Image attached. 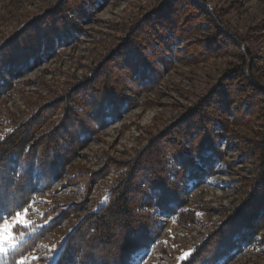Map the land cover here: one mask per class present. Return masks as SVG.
<instances>
[{
    "label": "trees",
    "instance_id": "16d2710c",
    "mask_svg": "<svg viewBox=\"0 0 264 264\" xmlns=\"http://www.w3.org/2000/svg\"><path fill=\"white\" fill-rule=\"evenodd\" d=\"M108 1L58 0L1 46L0 100L32 67L76 43L84 35L82 25L91 24L93 14ZM205 33H209L207 38L197 39ZM14 44L20 48L15 56ZM112 55L60 100L27 123L16 125L0 141V224L25 211L36 195L49 193L64 178L80 148L101 129L142 105L128 94L137 96L153 89L163 72L176 64L198 65L221 56L233 57L240 64L133 159L114 161L112 170L70 178L67 187L82 184L88 198L92 187L109 173L120 177L72 231L53 264H136L149 249L175 256L177 250L159 240L166 223L172 221L179 227L201 224L198 211L188 208V195L231 167L221 145L233 126L251 127L264 120V86L253 73L257 60L205 0H164L130 30ZM78 94L79 101L73 98ZM101 94L105 102L90 112V98ZM54 120V128L45 130ZM68 122L74 126L66 133ZM190 122L201 131L189 134ZM247 145L245 158H258V163L246 200L233 210L226 209V221L181 264H227L245 248L264 246V133L262 140ZM85 208H54L46 216L56 213V217L45 231ZM119 228L116 239L112 231ZM34 237L26 252L34 248L38 238ZM104 245L113 250L100 251Z\"/></svg>",
    "mask_w": 264,
    "mask_h": 264
},
{
    "label": "rangeland",
    "instance_id": "374dc122",
    "mask_svg": "<svg viewBox=\"0 0 264 264\" xmlns=\"http://www.w3.org/2000/svg\"><path fill=\"white\" fill-rule=\"evenodd\" d=\"M163 1L109 0L102 9L95 12L93 22L82 25L84 35L76 43L61 48L57 56L32 67L18 80L14 89L0 100V141L16 125L30 121L41 110L74 89L104 62H109L114 56L112 53L129 35L130 30ZM57 2L58 0H0V47L55 7ZM205 2L211 9L221 13L224 27L237 35L250 50L252 57L256 58L253 73L258 83L264 86V0ZM34 31L36 29L32 32ZM208 36L209 33H205L197 36V39ZM13 47L15 56L20 48L18 44ZM115 62L118 63L117 60ZM238 64V60L227 56L212 58L198 65L176 64L172 70L163 72L162 79L153 89L137 96L128 94L142 105L127 112L114 124L101 129L92 142L80 148L78 157L68 168L64 178L57 181L49 193L36 195L27 211L20 213L29 222L28 225L19 223L17 215L0 224V246L6 240L15 244V247L9 248L7 255L0 256V264H22L24 257L28 258L24 264H53L72 231L101 202L103 193L113 188L120 179L117 173H109L92 187L87 198L82 184L67 187L70 178L76 174L90 175L98 174L104 169L112 170L114 161L123 163L133 159L155 137L182 120L192 107L209 95L225 73ZM102 95L90 98L87 104L90 112L94 113L105 102V96ZM73 98L80 100L79 94ZM56 123V120L51 121L45 130H51ZM190 125L193 126L188 130L189 134L201 131L196 123L190 122ZM73 126L68 122L64 131H71ZM231 130V134L225 137L221 145V149L226 150L225 161L231 167L224 169V174L215 177L211 184L192 191L187 198L188 208L198 211L201 224L179 227L172 221L167 222L159 240L176 249L175 256L158 255L149 249L136 264H181L189 256L181 259L185 253H191L217 225L226 221V209L233 210L246 200L257 175L255 169L258 158L247 160L245 151L248 142L262 140L264 120L251 127L233 126ZM72 205L86 208L75 212L52 231H45L56 217V213L52 214L54 216H46L48 213L54 208L64 209ZM6 225L10 226L7 232ZM119 231L121 232L120 228L112 231L116 239L120 235ZM36 236L38 238L34 248L26 252L29 241ZM111 250L113 248L104 245L100 251ZM227 264H264V246L245 248Z\"/></svg>",
    "mask_w": 264,
    "mask_h": 264
},
{
    "label": "snow or ice",
    "instance_id": "6c2138e0",
    "mask_svg": "<svg viewBox=\"0 0 264 264\" xmlns=\"http://www.w3.org/2000/svg\"><path fill=\"white\" fill-rule=\"evenodd\" d=\"M27 210H25L26 212ZM17 221L19 223H22V224H25L26 226L28 225V221L24 220L22 218V214L20 213H17V217H16ZM10 227L8 225L5 226V232H7V228ZM22 238V237H21ZM10 247H15V244L11 243V240H6L4 242V244L2 246H0V256H4V255H7V252L9 250ZM191 253H185V256L184 257H181V259H184L186 258L188 255H190ZM32 259H38L37 257H32ZM28 258L27 257H24L23 258V261H22V264H24V261H27Z\"/></svg>",
    "mask_w": 264,
    "mask_h": 264
}]
</instances>
